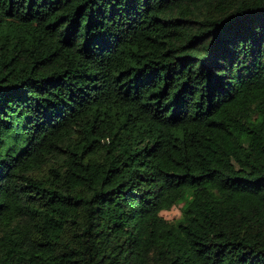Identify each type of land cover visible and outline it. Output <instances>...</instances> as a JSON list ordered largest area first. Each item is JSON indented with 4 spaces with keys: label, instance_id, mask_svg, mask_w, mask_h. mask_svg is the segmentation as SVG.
Returning a JSON list of instances; mask_svg holds the SVG:
<instances>
[{
    "label": "trees",
    "instance_id": "trees-1",
    "mask_svg": "<svg viewBox=\"0 0 264 264\" xmlns=\"http://www.w3.org/2000/svg\"><path fill=\"white\" fill-rule=\"evenodd\" d=\"M0 264H264V0H0Z\"/></svg>",
    "mask_w": 264,
    "mask_h": 264
},
{
    "label": "rangeland",
    "instance_id": "rangeland-1",
    "mask_svg": "<svg viewBox=\"0 0 264 264\" xmlns=\"http://www.w3.org/2000/svg\"><path fill=\"white\" fill-rule=\"evenodd\" d=\"M162 215L167 220L177 219L180 216V206L174 207L170 211H165Z\"/></svg>",
    "mask_w": 264,
    "mask_h": 264
}]
</instances>
